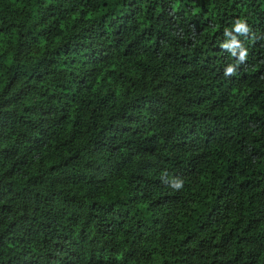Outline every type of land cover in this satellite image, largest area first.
I'll return each instance as SVG.
<instances>
[{"label": "trees", "instance_id": "obj_1", "mask_svg": "<svg viewBox=\"0 0 264 264\" xmlns=\"http://www.w3.org/2000/svg\"><path fill=\"white\" fill-rule=\"evenodd\" d=\"M0 264H264V0H0Z\"/></svg>", "mask_w": 264, "mask_h": 264}, {"label": "clouds", "instance_id": "obj_2", "mask_svg": "<svg viewBox=\"0 0 264 264\" xmlns=\"http://www.w3.org/2000/svg\"><path fill=\"white\" fill-rule=\"evenodd\" d=\"M243 57H241V59H242ZM231 72V69H229V73ZM177 187H180V185L179 184H177Z\"/></svg>", "mask_w": 264, "mask_h": 264}]
</instances>
